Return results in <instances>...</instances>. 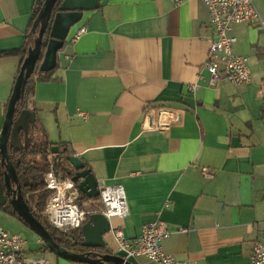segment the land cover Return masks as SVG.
Returning a JSON list of instances; mask_svg holds the SVG:
<instances>
[{"label": "crops", "instance_id": "crops-1", "mask_svg": "<svg viewBox=\"0 0 264 264\" xmlns=\"http://www.w3.org/2000/svg\"><path fill=\"white\" fill-rule=\"evenodd\" d=\"M36 1L0 0V136L22 64L3 53L27 46ZM254 2L264 18V0ZM232 34L235 51L249 57L247 84L211 81L204 64L214 29L202 0H100L71 28L57 79L35 84L29 109L39 138L68 143L99 189H125L129 214L109 218L103 236L111 254L122 255L116 231L134 238L157 220L173 230L164 251L192 264H249L255 242L264 243V31L253 20ZM86 202L83 226L103 213L101 200ZM0 223L21 231L29 253L79 264L46 250L31 227L33 241L12 219Z\"/></svg>", "mask_w": 264, "mask_h": 264}, {"label": "built area", "instance_id": "built-area-1", "mask_svg": "<svg viewBox=\"0 0 264 264\" xmlns=\"http://www.w3.org/2000/svg\"><path fill=\"white\" fill-rule=\"evenodd\" d=\"M202 1L210 11L214 29V38L210 39L208 57L204 64L211 73V81L215 82L222 76L237 85L251 82L249 57L235 51L236 37L232 31L236 24L253 20L258 21L264 31V18L254 0ZM86 31L85 26L80 27L74 40ZM190 89L194 90L195 85H191ZM77 114L83 118L88 116L87 112L81 110H78ZM55 154L52 152L51 158ZM202 172L205 177H213L207 167H203ZM45 183L46 189L51 191L44 211V216L50 224L65 233L81 228L87 220V212L78 201L79 192L74 180L57 173L51 165L45 175ZM100 200L103 213L108 218H124L129 214L125 189L121 184L103 185L100 188ZM172 233L173 230L165 221L157 220L143 225L141 233L134 238L126 237L120 230L115 232V236L121 257L126 261L134 263L145 259L155 264H192L189 260H179L164 251L162 242ZM26 244L27 241L21 234L7 230L0 223V264H51L47 257L29 253ZM249 264H264V243L255 242Z\"/></svg>", "mask_w": 264, "mask_h": 264}, {"label": "water", "instance_id": "water-1", "mask_svg": "<svg viewBox=\"0 0 264 264\" xmlns=\"http://www.w3.org/2000/svg\"><path fill=\"white\" fill-rule=\"evenodd\" d=\"M57 2L58 0H45L34 22L30 33L35 36L34 44L28 49V55L22 66V72L17 78L12 97L8 103L0 136V155L2 164L5 167L6 187L5 192L3 184L0 182V206L7 203V197H11L10 202L22 220L41 236L51 251L61 258L87 264H110V262L113 264H134L126 261L119 255L102 253L93 255L91 252H76L61 246L31 212L29 205L21 193L20 186L13 187V183L17 184L18 180L15 167L10 159L9 144L12 146L19 143L21 130L27 134L29 124L35 118V113L32 110L25 109L15 119L16 104L24 94L27 81L35 70L42 50L44 34L51 23L50 40L40 66L42 70L50 71L57 65L59 52L64 47L71 28L82 20L86 10L96 9L100 5V0H62L58 11L53 14ZM57 151L58 147H54L53 152L56 153ZM72 163L77 169H81L73 179L74 181L82 179L78 188L89 197L99 196L100 189L98 182L91 170L85 169L82 160L76 156L72 158ZM110 230L109 218L104 213L101 211L92 213L89 216L88 222L82 228L84 236L83 245L92 248L102 247L103 236Z\"/></svg>", "mask_w": 264, "mask_h": 264}, {"label": "trees", "instance_id": "trees-1", "mask_svg": "<svg viewBox=\"0 0 264 264\" xmlns=\"http://www.w3.org/2000/svg\"><path fill=\"white\" fill-rule=\"evenodd\" d=\"M44 2L45 0L36 1L33 17L28 31L29 40L27 46H24L22 48L12 49L3 53V55L5 56L7 55L22 56V64L19 70V75L22 72V66L24 64L25 58L28 55V49L31 45L34 44L35 36L31 35L30 33L34 25V22L38 17L41 8L43 7ZM61 2L62 0H58L56 6L54 7L53 14H55L58 11V7ZM50 31H51V23L44 34L42 50L39 59L36 63L35 70L27 81L24 94L16 104L15 119L19 116V114L23 110L29 109V101L32 98V95L34 93V87L37 82L53 81L57 79L54 76V74L59 66V59L56 67L50 71H44L40 68L42 61L44 59L48 42L50 40ZM33 112L35 113V118L33 121L30 122L27 134L23 130H21L19 143L13 144L12 146H10L9 144L10 159L13 166L15 167L17 180H18L17 184L13 183V187L16 188L17 185L20 186L21 193L25 201L29 205L31 212L43 224V226L48 230V232L51 234V236L57 243L71 250H76L77 248L82 252L95 253L94 255H97L99 253L111 254L112 253L111 251L101 247H95V248L85 247L83 245L84 236L82 232V227L70 233L61 232L58 229H56L54 226H52L48 221L47 217L44 216L45 207L51 195V191L46 189L45 175L49 171L51 165L55 167L57 173H61L63 174V176L70 177L72 179H74L77 172L80 171L81 169H77L76 166L72 163V158L74 157V154L71 152L68 143H64V142L54 143L39 138L40 137L39 132L41 129L39 126L36 112L34 110ZM262 116L264 119V107L262 109ZM54 147H58V151L56 152L55 156L51 158V153L53 152ZM82 164L84 165L85 168L84 161H82ZM4 171H5V167L2 164L1 155H0V182L3 184L4 191L6 192ZM81 180L82 179L75 181V185L77 188ZM78 190H79V200H78L79 203L87 199L100 200V195L95 197L94 196L89 197L81 189L78 188ZM10 199L11 197H7V203L3 206H0V208L6 213L17 217L22 222H24L22 218L18 215V213L14 210V207L12 206ZM44 248L46 250H50L49 246L46 243H44ZM110 264L113 263L110 262Z\"/></svg>", "mask_w": 264, "mask_h": 264}, {"label": "rangeland", "instance_id": "rangeland-1", "mask_svg": "<svg viewBox=\"0 0 264 264\" xmlns=\"http://www.w3.org/2000/svg\"><path fill=\"white\" fill-rule=\"evenodd\" d=\"M80 204H82L85 208H88L87 207V202H86V200L85 201H82V202H80ZM8 214V213H7ZM8 216V218L6 217V212L5 211H3L1 208H0V221L4 224V219H12L15 223H18V225L19 226H22V227H24L25 229H28V231H30V234H31V237H30V235L28 234V233H26L25 231H23L24 232V236H28V237H30L31 238V241H33V240H35V238H37V235L31 230V228H29V226L27 225V224H25L24 222H22L20 219H18L17 217H12V215L10 216V215H7ZM4 217V218H3ZM5 225V224H4ZM11 232H13V233H21V231H15V230H11ZM164 241V240H163ZM162 244H163V242H162ZM34 254H36V253H34ZM36 255H38V254H36Z\"/></svg>", "mask_w": 264, "mask_h": 264}, {"label": "flooded vegetation", "instance_id": "flooded-vegetation-1", "mask_svg": "<svg viewBox=\"0 0 264 264\" xmlns=\"http://www.w3.org/2000/svg\"><path fill=\"white\" fill-rule=\"evenodd\" d=\"M93 255L95 254V253H92ZM95 257V256H94Z\"/></svg>", "mask_w": 264, "mask_h": 264}]
</instances>
